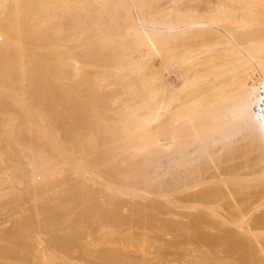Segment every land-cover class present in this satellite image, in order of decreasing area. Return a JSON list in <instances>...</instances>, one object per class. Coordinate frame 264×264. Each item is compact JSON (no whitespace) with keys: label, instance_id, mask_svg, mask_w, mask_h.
<instances>
[{"label":"bare ground","instance_id":"bare-ground-1","mask_svg":"<svg viewBox=\"0 0 264 264\" xmlns=\"http://www.w3.org/2000/svg\"><path fill=\"white\" fill-rule=\"evenodd\" d=\"M0 188V264H150L106 231L178 210L191 263L264 264V0H0Z\"/></svg>","mask_w":264,"mask_h":264},{"label":"rangeland","instance_id":"rangeland-1","mask_svg":"<svg viewBox=\"0 0 264 264\" xmlns=\"http://www.w3.org/2000/svg\"><path fill=\"white\" fill-rule=\"evenodd\" d=\"M0 189H2V188H0ZM4 190V189H3ZM3 190H0V191H3ZM27 207V206H26ZM25 207V208H26ZM1 208H3V209H1ZM1 208H0V242H1V245H0V249H2V247H5V245H10V242L7 240V239H9L10 238V236H8L9 238H6L5 239V241H3L4 240V238L3 237H7V236H5V235H7V233H10V234H12L13 233V231H15V230H13V231H11L13 228H15L16 226H15V224H16V221L17 222H19V218L21 217L20 215H22V212H20L19 213V211L17 212H15V211H12V213H10L11 212V210L9 209V208H11L10 206H2L1 205ZM8 208V209H7ZM8 210H9V212H8ZM176 210V209H175ZM184 212H182V210H178V211H173V212H159V214L157 213V219H158V217H159V215H160V217L161 218H163V221L165 220L166 222L168 221L169 223L171 222H173L172 223V226L171 225H169V223H167V224H165L164 226H162L161 224H159V225H157L158 227L157 228H155L156 230H154V227H156V226H152L153 228H150V226H149V228H148V230L150 231V232H148V230L147 229H145L143 232H142V230H143V227L144 228H146V226H144L143 225V227H142V223L140 224V227H142V228H140L138 225L139 224H136L135 222V224H133V226H135V225H137V226H135L134 228H133V226H131V228H132V230H131V228H129L128 226H127V228L129 229H127L126 228V226H125V224H122L121 225V223H120V225L122 226V228L120 227V225H118L119 227H117L114 231H112L114 228H110V227H112V226H110L109 228L108 227H104L102 230H103V232H100V238L102 237L103 239H100V238H98V240L100 241V243L102 244L104 241V238L105 237H107L108 239H109V241H108V243L107 244H109V245H111L110 246V249H112V247L114 248V250H115V248H118V249H116V250H118V252L119 251H121V252H123V253H127L128 252V250H129V254L132 256H137L138 255V257H142V258H139V259H148V261H149V263L151 262V261H153L154 260V262H151L150 264H154L155 262L157 263H162V264H164V263H166V264H193V263H191L192 262V260H194V258H196L197 259V255H199V256H201L199 259H201L202 258V252L203 253H208V252H206V251H208V245H206V243H203V242H201V241H199L198 242V235H199V233H204V232H206V233H210L211 231H212V233H213V228L212 229H209V228H207V227H205V226H203L204 224H202V225H200L201 227L203 226V228L205 229H202V230H200L201 229V227L199 226V225H196V224H192V225H190L192 222H193V220H192V222L190 223V221H191V219H192V217L191 216H193V214H194V212L195 211H193V213L192 212H188L187 210H183ZM185 211L187 212V214L185 213ZM5 212V213H4ZM26 211H24V213H25ZM15 213V214H14ZM24 213H23V216H24ZM121 213V212H120ZM127 213H129V210H127V209H124L123 211H122V213L121 214H123L122 216H124L125 214H127ZM163 215H162V214ZM192 215H191V214ZM20 214V215H19ZM195 214H198L199 215V213H195ZM19 217H18V216ZM128 215V214H127ZM127 215H125L126 217H128ZM131 214L129 213V216H130ZM190 215V216H189ZM225 215H228V214H225ZM10 216V217H9ZM12 216V217H11ZM16 216V217H15ZM124 216V217H125ZM15 217V218H14ZM160 217H159V222L162 220V219H160ZM187 217V218H186ZM189 217V218H188ZM191 217V218H190ZM11 218H14V219H16V221L14 220V219H11ZM184 218V219H183ZM22 219V217L20 218V220ZM129 219V218H128ZM168 219V220H167ZM169 219H170V221H169ZM194 219V218H193ZM172 220V221H171ZM188 220H190V221H188ZM13 221V222H12ZM82 221H85V220H82ZM163 221H161V222H163ZM174 221L176 222V224H174ZM180 221V222H179ZM108 222H110V221H108ZM160 222V223H161ZM186 222H187V225H185L186 224ZM15 223V224H14ZM165 223V222H164ZM182 223V224H181ZM183 223H185V224H183ZM188 223H189V225H188ZM82 225V228H84V229H86L85 230V234L83 233L82 235V237L84 238V240L86 241V240H89L90 238H92V239H90V240H93V236H91L92 234H90V230H91V228L93 227V228H95L94 226H92V224L91 225H88V224H90L89 223V220H88V223H87V219H86V221L84 222V223H81ZM83 224H85V225H83ZM106 224H108V223H106ZM110 224H112L111 222H110ZM130 225H132L131 223H129ZM179 224H181V225H179ZM12 225H13V227H12ZM87 225V226H86ZM114 225V224H113ZM129 225V226H130ZM176 225H177V227L179 226V228H176ZM184 225H185V227H184ZM84 226V227H83ZM109 226V225H108ZM159 226H161V227H163V230H161L160 229V232H159V229L158 228H160ZM170 226V228H168V230H167V228L166 227H169ZM181 226V227H180ZM187 226V227H186ZM189 226V227H188ZM190 226L192 227V229H194V230H196L197 232H199V233H196V232H194L193 233V230L191 231L192 233H190ZM200 228H199V227ZM139 227V228H138ZM197 227V228H196ZM12 228V229H11ZM100 228V227H99ZM106 228H108V230H110V231H112V233L114 232V234H117L118 235V233H120L118 236L117 235H114V234H110L111 232L110 231H106L107 232V234L105 235L104 234V230H106ZM180 228H184V229H180ZM189 228V229H188ZM199 228V229H198ZM263 228V230H264V227H262ZM9 229V230H8ZM11 229V230H10ZM117 229H119V230H117ZM125 229V230H124ZM189 230V231H186V230ZM207 229H209V231L207 230ZM3 230L5 231V233L3 232ZM7 230L9 231V232H7ZM122 230V231H121ZM131 230V231H130ZM154 231V234H153V231ZM169 230H171V232L169 231ZM181 230H183V231H181ZM201 232H200V231ZM216 231H217V229H215ZM220 231H221V229H219ZM2 231V232H1ZM86 231L88 232V233H86ZM92 231H93V229H92ZM117 233H116V232ZM120 231V232H119ZM152 231V232H151ZM157 231H158V233H160L159 234V236H157L158 235V233H157ZM174 231H176V232H174ZM216 231H214V233L213 234H215L216 233ZM7 232V233H6ZM82 232H83V229H82ZM133 232H135V234L133 233ZM146 232V233H145ZM157 234H156V233ZM172 232H174V233H172ZM219 234H220V232L219 231H217ZM238 232H241V231H238ZM1 233L3 234V235H1ZM92 233V232H91ZM138 233V235H136ZM140 233V234H139ZM143 235H142V234ZM145 233V234H144ZM175 233H176V235H175ZM178 233H183V234H181V235H179ZM187 233V234H186ZM217 233V235H219ZM221 233H223V230L221 231ZM262 233H264V232H261V234ZM14 234V233H13ZM110 234V235H109ZM147 234V235H146ZM175 236H174V235ZM195 235V236H192V235ZM84 235H86V236H84ZM89 235L91 236L90 238H89ZM102 235H105V237L104 236H102ZM140 235H142L141 237H140ZM155 235V236H154ZM163 235V236H162ZM190 235H191V237L192 238H195V239H192L191 237H190ZM12 236V235H11ZM45 236V235H44ZM113 236V237H112ZM115 236V237H114ZM134 236V237H133ZM137 236H139V237H137ZM148 236V237H147ZM150 236V237H149ZM162 236V237H161ZM186 236V237H185ZM188 236H189V238H188ZM262 236H264V234L262 235ZM155 239H154V238ZM178 237V238H177ZM182 237V238H181ZM185 237V238H184ZM3 238V239H2ZM82 238V239H83ZM85 238H87V239H85ZM89 238V239H88ZM113 238V239H112ZM115 238H117V239H115ZM151 238V239H150ZM158 238V239H157ZM181 238V239H180ZM184 238V239H183ZM187 238V239H186ZM12 239H13V237H12ZM11 238L9 239V240H12ZM108 239H106L105 238V240H108ZM111 239H112V241H111ZM115 239V240H114ZM162 239H164V240H162ZM197 239V240H196ZM2 240V241H1ZM159 241V243L161 242V244H159L158 243V241ZM166 240V241H165ZM171 242H170V241ZM177 240H179V242L177 243ZM184 240V241H183ZM186 240H187V242L189 241V243L187 244V242H186ZM195 240V242L193 243V241ZM7 241H8V243H7ZM102 241V242H101ZM114 241V242H113ZM156 241V242H155ZM164 241H165V243H164ZM174 241H175V243H174ZM180 241H181V243H180ZM198 243H197V242ZM246 241V240H245ZM2 242H6V244H4V243H2ZM106 242L107 241H105V243L104 244H106ZM169 242H170V245H172V246H169L168 244H169ZM191 242V243H190ZM201 242V243H200ZM113 243H115V246H114V244ZM162 243H164V244H162ZM173 243V244H172ZM184 243V244H183ZM198 244L199 245V250H200V254H199V250H197L198 249V245H197V247H196V245H194L193 247H195L194 249L191 247V245L190 244ZM203 243V244H202ZM101 244H99L101 247L103 246L104 247V244L103 245H101ZM118 244V245H117ZM157 244V245H156ZM175 244V245H174ZM4 245V246H3ZM109 245L107 246V248L109 247ZM159 245V246H158ZM161 245H162V247L164 246V249L166 250V252L164 251V249L161 247ZM168 247H167V246ZM181 245L182 246H186V247H183V249H179V248H182L181 247ZM190 245V246H189ZM204 245V246H203ZM99 246V247H100ZM178 246V247H177ZM105 247H106V245H105ZM121 249H120V248ZM125 247H127V248H125ZM159 249H158V248ZM168 249H166V248ZM169 247H170V249H169ZM176 247V248H175ZM204 248L205 250H206V248H207V250L205 251L204 249V251L202 250V248ZM206 247V248H205ZM130 248V249H129ZM133 248V249H132ZM163 250H162V249ZM178 248V249H177ZM184 248H188V249H184ZM190 248V249H189ZM193 250H192V249ZM201 248V249H200ZM4 249V248H3ZM173 249V250H172ZM175 249V250H174ZM75 249L73 248V249H70L69 250V255L67 254V256H70V261H71V263L73 262V264H84V261L86 260V258L84 259L83 257V259L81 258V257H79L78 256V254H77V252L76 251H74ZM115 250V251H116ZM133 251L134 252V254H136V255H134V254H132L133 252H130V251ZM172 250V251H171ZM178 250V251H177ZM188 252H186V251ZM192 250V251H191ZM196 250V252H194ZM202 250V251H201ZM4 251V250H3ZM3 251H1L0 250V252H2V257L4 256V254H3ZM71 251V252H70ZM124 251H127V252H124ZM143 251L147 254H145V253H143ZM149 251V253H147ZM157 251V252H156ZM160 251V252H159ZM162 251V252H161ZM170 251V252H169ZM191 251V252H190ZM73 252H75V253H73ZM169 252V253H168ZM176 252V253H175ZM177 252H180V253H177ZM191 254H190V253ZM193 252V253H192ZM216 252H217V254H214V255H217L216 257L217 258H219L220 257V254H219V257H218V253H220L219 251H217L216 250ZM142 253V254H141ZM184 253V254H183ZM194 253H198L197 255H195ZM243 253H245V252H243ZM243 253L241 254V252L240 253H238V255H240V256H238V257H240V258H244L243 257ZM73 254V255H72ZM159 254H161V255H159ZM170 254L172 255H174V254H176V255H178L179 254V256H181V257H179V256H177L178 258H179V260H178V258L177 257H175V256H170ZM187 254H190V256L189 257H187ZM192 254L193 255H195V256H192ZM222 254V253H221ZM76 255V256H75ZM144 255H146L145 257H144ZM164 255H165V257H166V255H167V257L166 258H164ZM184 255H185V257H184ZM244 255H246V254H244ZM129 256V255H128ZM132 256V257H133ZM149 256V257H148ZM156 256V257H155ZM163 256V257H162ZM191 256L193 257V259H191ZM205 256V255H204ZM203 256V257H204ZM222 256V255H221ZM242 256V257H241ZM132 257H130V258H132ZM152 259H151V258ZM173 257V258H172ZM236 257H237V254H236ZM79 258V259H78ZM135 258H137V257H135ZM162 258H163V260L165 259V262H163V261H161L162 260ZM170 258V259H169ZM172 258V259H171ZM181 258V259H180ZM184 258H186L187 260H188V258L189 259H191V261L189 260L188 262H186L187 260L186 259H184ZM1 259V258H0ZM158 259H160V261H157ZM175 259H177V260H175ZM74 260V261H73ZM79 260V261H78ZM81 260H83V261H81ZM145 260V261H146ZM151 260V261H150ZM186 260V261H185ZM237 260V259H236ZM92 261H93V259H92ZM92 261H88V259L86 260V262H85V264H92ZM94 261H97V259H95ZM94 261H93V263H94ZM147 261V262H148ZM168 261V262H167ZM174 261V262H173ZM235 260H233V262H234ZM1 262H2V259H1ZM0 262V263H1ZM82 262V263H81ZM169 262H171V263H169ZM186 262V263H185ZM198 262H202V261H199L198 260ZM236 262V261H235ZM155 263V264H156ZM160 263V264H161ZM204 263V262H203ZM94 264H100V262L99 263H94ZM102 264V263H101ZM204 264H207V263H204Z\"/></svg>","mask_w":264,"mask_h":264}]
</instances>
